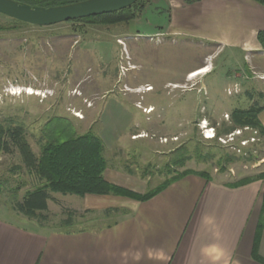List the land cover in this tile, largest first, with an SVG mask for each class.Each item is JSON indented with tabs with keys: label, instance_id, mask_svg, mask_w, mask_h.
Returning a JSON list of instances; mask_svg holds the SVG:
<instances>
[{
	"label": "rangeland",
	"instance_id": "obj_1",
	"mask_svg": "<svg viewBox=\"0 0 264 264\" xmlns=\"http://www.w3.org/2000/svg\"><path fill=\"white\" fill-rule=\"evenodd\" d=\"M190 1L187 11L168 13L158 10L162 0H144L138 17L109 25L14 26L0 13V124L22 126L35 155L53 116L77 134L90 130L110 140L117 133L103 148V177L139 194L193 169L232 183L252 180L261 196L264 127L238 126L232 114L264 104V51L244 54L236 46L252 26L264 33V7L254 0ZM169 14L170 30L178 32L165 35ZM42 183L16 148L0 149V209L7 217L23 221L11 216L13 205ZM48 193V229L67 210L78 212L69 228H100L126 212L115 198L134 199ZM91 194L115 201L97 210L86 201Z\"/></svg>",
	"mask_w": 264,
	"mask_h": 264
},
{
	"label": "crops",
	"instance_id": "obj_2",
	"mask_svg": "<svg viewBox=\"0 0 264 264\" xmlns=\"http://www.w3.org/2000/svg\"><path fill=\"white\" fill-rule=\"evenodd\" d=\"M191 5L190 0H162L157 7L170 13L185 12ZM172 25L169 14L162 33L178 32L170 30ZM251 28V34L236 45L244 54L264 51V33L259 40L256 27ZM262 64L259 69L264 74ZM188 70L192 73V67ZM261 106L257 118L264 127V104ZM116 134L110 140L103 134L105 146L116 141ZM115 199L126 212L100 228L48 229L20 213L11 214L24 217L20 223L0 209V264H264L254 256L264 260V229L255 246L261 196L254 181L234 185L188 173L147 199ZM86 201L100 210L115 200L91 194ZM105 210V214L111 212Z\"/></svg>",
	"mask_w": 264,
	"mask_h": 264
},
{
	"label": "trees",
	"instance_id": "obj_3",
	"mask_svg": "<svg viewBox=\"0 0 264 264\" xmlns=\"http://www.w3.org/2000/svg\"><path fill=\"white\" fill-rule=\"evenodd\" d=\"M16 1L32 6L49 7L70 4L81 0ZM254 1L264 7V0ZM143 2L144 0H137L132 5L118 11L68 20V22H83L89 25H109L128 22L130 19L138 17L139 12H141L144 7ZM135 8H138V11H135ZM11 20L14 26L30 25L13 18H11ZM2 29L4 28L0 26V30ZM257 37L259 40H262L263 32L258 31ZM261 109L262 107L254 106L247 110H235L233 112L234 115L232 114L233 121L238 126L249 125L257 127L259 131L263 133L262 125L257 119V114L261 111ZM69 127V123L61 116H53L50 118L44 125L47 137L45 141L40 143L39 155H35L24 136L22 126L4 127L0 124V149H8L9 145L16 148L24 166L36 173L38 178L43 182L41 186L35 187L25 193L22 199L15 202L13 205V210L24 215L27 219L35 222L39 226H44L48 221V216L45 214L48 209L47 200L50 198L48 190L78 195L86 193L118 194L137 200H143L157 193L166 185L184 174L195 173L207 180L211 177L210 173L206 171L192 169L174 176L148 194H139L125 188H121L106 181L103 177L106 163L102 153L103 148L105 147L102 138L90 130L77 134L71 131ZM229 130L230 129L228 128L227 131ZM183 161H181V165H183ZM175 163L177 162H174V164ZM251 181L252 180H240L232 184L243 185ZM108 210L109 209L105 210V212ZM263 215L264 189L261 193V207L257 223L255 246L261 230L264 229ZM77 216L78 215L75 211L67 210L64 212V216H62V218L54 226L64 228L72 227ZM254 256L264 262V260L255 253Z\"/></svg>",
	"mask_w": 264,
	"mask_h": 264
},
{
	"label": "water",
	"instance_id": "obj_4",
	"mask_svg": "<svg viewBox=\"0 0 264 264\" xmlns=\"http://www.w3.org/2000/svg\"><path fill=\"white\" fill-rule=\"evenodd\" d=\"M137 0H81L65 5L32 6L16 0H0V13L18 21L37 26L109 13L126 8Z\"/></svg>",
	"mask_w": 264,
	"mask_h": 264
},
{
	"label": "bare ground",
	"instance_id": "obj_5",
	"mask_svg": "<svg viewBox=\"0 0 264 264\" xmlns=\"http://www.w3.org/2000/svg\"><path fill=\"white\" fill-rule=\"evenodd\" d=\"M149 90L151 89V88H148ZM152 109H149V112L151 111ZM147 111H148V109H147ZM208 136H211V135H208Z\"/></svg>",
	"mask_w": 264,
	"mask_h": 264
},
{
	"label": "built area",
	"instance_id": "obj_6",
	"mask_svg": "<svg viewBox=\"0 0 264 264\" xmlns=\"http://www.w3.org/2000/svg\"><path fill=\"white\" fill-rule=\"evenodd\" d=\"M229 93H230V90H229ZM206 128V127H205ZM239 131V130H238ZM237 133V132H236ZM205 137H210V136H205Z\"/></svg>",
	"mask_w": 264,
	"mask_h": 264
}]
</instances>
